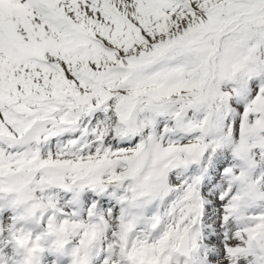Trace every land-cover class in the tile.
Returning a JSON list of instances; mask_svg holds the SVG:
<instances>
[{"label":"snow or ice","instance_id":"6c2138e0","mask_svg":"<svg viewBox=\"0 0 264 264\" xmlns=\"http://www.w3.org/2000/svg\"><path fill=\"white\" fill-rule=\"evenodd\" d=\"M0 264H264V0H0Z\"/></svg>","mask_w":264,"mask_h":264}]
</instances>
